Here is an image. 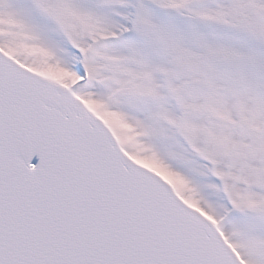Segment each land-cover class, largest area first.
Masks as SVG:
<instances>
[{"label": "snow or ice", "instance_id": "6c2138e0", "mask_svg": "<svg viewBox=\"0 0 264 264\" xmlns=\"http://www.w3.org/2000/svg\"><path fill=\"white\" fill-rule=\"evenodd\" d=\"M0 264H264V0H0Z\"/></svg>", "mask_w": 264, "mask_h": 264}]
</instances>
